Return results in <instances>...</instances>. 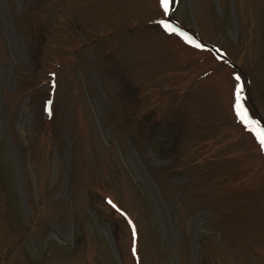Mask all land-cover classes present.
I'll return each mask as SVG.
<instances>
[{
  "label": "rangeland",
  "instance_id": "obj_1",
  "mask_svg": "<svg viewBox=\"0 0 264 264\" xmlns=\"http://www.w3.org/2000/svg\"><path fill=\"white\" fill-rule=\"evenodd\" d=\"M171 2L0 0V264H264V0Z\"/></svg>",
  "mask_w": 264,
  "mask_h": 264
},
{
  "label": "snow or ice",
  "instance_id": "obj_2",
  "mask_svg": "<svg viewBox=\"0 0 264 264\" xmlns=\"http://www.w3.org/2000/svg\"><path fill=\"white\" fill-rule=\"evenodd\" d=\"M170 2H171V0H158V6L163 10V14H165V15H167V13L169 11ZM159 23L165 29V31H168L170 33L174 32V29H172L171 26L169 24L165 23L163 20L159 21ZM184 39L187 40V37H184ZM188 42L191 43V41H188ZM195 46L200 47V45H195ZM238 105H239V96H237V106ZM250 131H252L255 134L261 148L264 149V131H258L255 128L250 129ZM109 203L111 204L112 202L109 201ZM112 206L115 207L114 204ZM135 234H136L135 228H133V236L134 237H135ZM133 254L135 255V248H133Z\"/></svg>",
  "mask_w": 264,
  "mask_h": 264
},
{
  "label": "water",
  "instance_id": "obj_3",
  "mask_svg": "<svg viewBox=\"0 0 264 264\" xmlns=\"http://www.w3.org/2000/svg\"><path fill=\"white\" fill-rule=\"evenodd\" d=\"M172 5H173V4H172V2H171V7H172Z\"/></svg>",
  "mask_w": 264,
  "mask_h": 264
}]
</instances>
